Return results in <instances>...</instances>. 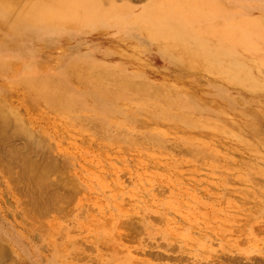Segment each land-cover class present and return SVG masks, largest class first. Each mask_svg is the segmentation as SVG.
Here are the masks:
<instances>
[{
  "label": "rangeland",
  "instance_id": "obj_1",
  "mask_svg": "<svg viewBox=\"0 0 264 264\" xmlns=\"http://www.w3.org/2000/svg\"><path fill=\"white\" fill-rule=\"evenodd\" d=\"M180 3L103 0L124 13L93 27L22 34L0 24L1 264H264V0H195L184 12ZM162 4L173 6L175 33L182 25L198 38L181 30L170 49L138 23ZM207 46L239 75L213 71L199 57ZM92 68L109 76L104 88L117 76L128 83L118 104L72 76ZM32 81L60 82L66 104L40 100Z\"/></svg>",
  "mask_w": 264,
  "mask_h": 264
},
{
  "label": "bare ground",
  "instance_id": "obj_2",
  "mask_svg": "<svg viewBox=\"0 0 264 264\" xmlns=\"http://www.w3.org/2000/svg\"><path fill=\"white\" fill-rule=\"evenodd\" d=\"M23 0H0V24L1 25H5L6 22L10 21V23L13 24V29L14 30H20L22 34L26 33V30L29 28V26H32L34 28H39V27H47L48 30L50 29H53V28H56L58 30H66L65 29V26H69L72 24V26H75V25H81V26H85V27H93L94 24L97 22H108L110 21V19H112V17L114 18H119L120 16H122L121 13H124V9H120V10H116L115 8H111L109 11H106L104 9L101 8L100 4L103 0H35L32 5L30 6V9H27L26 11H23L20 10V5L22 4ZM175 0H169V4H172ZM180 1L182 5L184 4H189L190 7H193L194 6V1L195 0H178ZM184 3V4H183ZM179 8H181V12H184V9H186V7L188 6H178ZM179 8L177 9V11L179 10ZM189 8V7H188ZM145 12L143 14H141L138 18H137V21L138 23L140 24H146V26L151 29L152 33L154 36H157V37H161L163 38L164 40V45L167 47V48H170L173 46V40L172 38H174V35L176 37V35H178V32H180L181 30L185 33V34H182V37L183 39H185V41L192 37V34L189 35L188 33V30L186 28H184L182 25H181V30L176 28L177 29V32L175 33L174 30V26L170 25V20L168 18V16H170L172 14V11H173V6L172 5H166V4H162L160 5L159 7H156V6H153V7H150L149 9H145L144 10ZM191 13L192 10H186L185 13ZM127 14V13H126ZM129 15V14H128ZM186 14L182 13L181 14V21L184 20V18L186 17L185 16ZM124 16V15H123ZM123 19V17H122ZM6 21V22H5ZM199 24V23H198ZM186 25V24H185ZM71 28V27H70ZM74 27H72L71 29H73ZM191 28V27H190ZM77 29V28H76ZM142 29V28H141ZM147 30V29H146ZM18 32V31H17ZM144 33V32H143ZM146 33V32H145ZM144 33V34H145ZM148 34V33H147ZM198 35L199 33L196 32L194 34V36L192 38L194 39H197L198 38ZM230 39V38H229ZM227 39V40H229ZM231 41H233L232 39H230ZM207 41V40H206ZM205 41V42H206ZM154 42V40H153ZM160 42V41H159ZM209 42V41H208ZM211 42V41H210ZM198 43H199V40H198ZM201 43V42H200ZM157 44V43H156ZM215 44V43H214ZM160 45V44H159ZM162 45V44H161ZM183 45V44H182ZM186 45V44H184ZM205 45V44H204ZM189 47V46H188ZM228 47V45H227ZM230 47V46H229ZM190 48L192 49V47L190 46ZM163 50V49H162ZM193 50V49H192ZM181 51V49H180ZM200 54H199V57H202V58H205V57H209L210 56V61L212 62L213 64V67L212 64H209L210 62H208V64L206 63V67H211V69L213 71H215L216 73H219V74H222L223 76H226L227 78L233 80V76H237L239 75V71L238 69H236V67H230V66H226V65H223L220 63L221 61V57L220 56H217L214 55V53H218L216 52H213V48L207 46V47H201V50H200ZM183 52V51H181ZM185 52V51H184ZM183 52V53H184ZM211 52V54H210ZM213 52V53H212ZM170 53V52H169ZM182 53V54H183ZM175 54V53H174ZM187 54V53H186ZM213 54V55H212ZM179 55V54H178ZM220 55V54H219ZM183 56V55H182ZM187 56V55H186ZM175 57V56H174ZM189 58V57H188ZM4 59V58H3ZM193 59V58H192ZM3 62V63H2ZM0 63V74H3L5 69H7L8 67V63H4V61H2ZM75 62V61H74ZM73 62V63H74ZM16 63V62H15ZM80 63V62H79ZM85 63V62H83ZM205 63V62H204ZM203 62H199L200 65H204ZM198 65V63H196ZM7 65V66H6ZM78 65V63L76 64ZM87 65V64H85ZM84 65V66H85ZM89 65V64H88ZM91 65V64H90ZM98 65V64H97ZM204 65V66H205ZM15 66V65H14ZM13 66V67H14ZM72 66V65H71ZM83 66V65H81ZM100 66V65H98ZM202 66V67H204ZM96 68V67H95ZM100 68V67H98ZM97 69V68H96ZM102 69V67H101ZM105 70V69H104ZM102 71V70H101ZM106 71V70H105ZM63 72V71H62ZM71 72V71H70ZM94 72V68L91 69V71H86V73H82L80 70H76L72 73V76L74 77V79L80 83H82L83 85H88L90 88H89V91L92 93L91 95L96 98H98L99 100H101L103 102V104H118L117 102H115L114 100L118 98L120 99V95L123 96L124 94V91H125V88H126V84H128L127 82L124 83V81L121 82V84L119 83L120 81H118L116 78L118 77H115V78H112L111 79V82L114 84V88L113 89H108V88H104L102 86H100V83L102 82V80H104L105 78L109 77V76H92ZM108 72V71H107ZM68 73V71H67ZM215 74V73H214ZM4 75V74H3ZM112 75V74H111ZM119 75V74H118ZM124 75V74H122ZM120 78H121V74L119 75ZM127 76V75H126ZM125 76V78H126ZM49 77V76H48ZM124 78V77H122ZM130 78V76H129ZM51 79V78H50ZM49 79V81H50ZM54 80H56V78H52ZM59 79V78H58ZM57 79V80H58ZM70 79V78H69ZM68 79V80H69ZM134 80V77L132 78ZM132 79H130L131 81H133ZM110 79H108L109 81ZM124 80V79H123ZM53 81V80H52ZM59 81V80H58ZM63 82V80H61ZM75 81V82H76ZM130 81V82H131ZM137 81V80H136ZM61 82V83H62ZM73 82V81H72ZM129 82V81H128ZM135 82V81H134ZM66 83V82H65ZM79 84V83H78ZM29 85L32 87V90L37 94V97L40 99V100H44L46 102H49L53 105H65L66 104V100H65V97H66V94H67V90L64 88V86L62 84L57 83V82H54V83H51V82H47V81H32V82H29ZM73 84L71 83V86ZM68 86V85H67ZM66 87V86H65ZM69 87V86H68ZM132 88V86H130ZM135 87V86H134ZM73 88V87H72ZM86 88V86H85ZM141 88V91L145 92L143 89H142V86H139V87H136V90H140ZM147 88V87H146ZM31 90V91H32ZM131 90V89H130ZM89 91H88V94H89ZM153 91V90H152ZM158 91V90H157ZM155 92V91H153ZM87 93V92H86ZM130 93V92H129ZM128 93V94H129ZM142 93V92H141ZM158 93V92H157ZM161 93V92H160ZM127 94V95H128ZM145 94V93H143ZM159 94V93H158ZM158 94H153V96H150L151 94L147 92V96L148 97H152L153 99H155L158 103H164L165 105L169 106V107H175L176 109L178 108H184V104L180 101V100H176L175 98H172V97H167V96H162L161 94L158 95ZM90 95V96H91ZM146 95V94H145ZM71 96V95H70ZM126 96V94H125ZM138 96V95H137ZM142 96H140L141 98ZM123 98V97H122ZM125 98V97H124ZM128 99V98H127ZM136 99V98H134ZM142 99V98H141ZM150 99V98H149ZM38 100V99H37ZM138 100V99H137ZM136 101V100H135ZM77 103V102H76ZM163 104V105H164ZM25 105V104H24ZM130 105V104H129ZM27 106V105H26ZM104 106V105H103ZM26 108V107H25ZM66 110L69 109L68 108H65ZM74 109V108H73ZM112 109V108H111ZM62 110V109H61ZM116 111V110H115ZM2 112V111H1ZM0 112V114H1ZM103 112V110H102ZM181 112H184V111H181ZM180 112V115L178 116L179 119H182V120H187V116L183 113ZM108 113V112H107ZM111 113H114L113 111ZM4 114V113H3ZM113 115V114H112ZM6 117V116H5ZM2 118V116H1ZM0 118V119H1ZM8 122V121H7ZM6 122V124H8ZM10 123V122H9ZM3 124V123H1ZM2 126V125H1ZM16 124L13 123V127L15 128ZM21 126V125H20ZM4 127V126H2ZM1 127V130L3 129ZM18 126H16L15 129H17ZM13 128V129H14ZM12 129V128H11ZM14 129V130H15ZM19 129L21 130V128L19 127ZM22 131V130H21ZM14 132L12 131V134ZM1 134H2V131H1ZM10 134V133H9ZM11 134V135H12ZM4 135V133H3ZM3 135H1V138L3 137ZM5 136V135H4ZM15 137V136H13ZM10 138V137H8ZM4 139V138H3ZM12 139V138H11ZM5 140V139H4ZM1 141H3L1 139ZM8 141V140H7ZM12 141V140H11ZM14 141V140H13ZM16 141V140H15ZM14 141V142H15ZM23 142V141H22ZM11 144V142H9ZM13 143V142H12ZM2 144V143H1ZM4 144V142H3ZM14 144V143H13ZM22 144V143H21ZM20 144V146H21ZM26 144V143H25ZM6 145V144H5ZM4 146V145H3ZM12 146V144H11ZM23 146H24V142H23ZM22 146V148H23ZM13 147V146H12ZM16 147V146H15ZM14 147V148H15ZM1 148V147H0ZM3 148V147H2ZM8 148V147H7ZM6 148V149H7ZM21 148V149H22ZM13 149V148H12ZM20 149V148H19ZM20 149V150H21ZM16 150V149H15ZM13 150V151H15ZM18 152V151H17ZM16 152V153H17ZM13 153V152H11ZM6 155V154H5ZM12 155V154H11ZM9 156V155H7ZM6 156V157H7ZM27 156V155H26ZM5 157V156H4ZM10 157V156H9ZM13 157V156H12ZM17 158L14 157L13 159ZM19 158V157H18ZM17 158V159H18ZM15 159V160H17ZM19 161L21 159H18ZM14 161V160H12ZM18 161V162H19ZM23 160L21 161V164H22ZM11 163V161H10ZM17 163V162H16ZM24 164V162H23ZM25 165V164H24ZM23 166V165H22ZM28 167V165H26ZM31 166V165H29ZM35 165H32V168H34ZM25 167V166H24ZM23 167V168H24ZM45 167L42 166V168ZM26 168V167H25ZM28 168H31V167H28ZM40 168V166L38 167ZM36 171L38 170L37 167H35ZM34 170V169H32ZM40 170V169H39ZM47 170V169H45ZM24 172V171H22ZM25 172H28V171H25ZM42 172H45L42 170ZM26 174V173H25ZM36 175V177L38 176V179L39 178H43L42 182L46 180V174L44 175L43 173V176L41 173L39 174H34ZM33 175V176H34ZM24 176V175H23ZM30 177H33L32 175H29ZM27 176V177H29ZM24 178V177H23ZM60 178V177H59ZM57 178V179H59ZM26 179V177H25ZM23 179V180H25ZM28 179V178H27ZM33 179V178H32ZM45 179V180H44ZM50 179V178H49ZM30 180V179H29ZM60 180V179H59ZM26 181V180H25ZM34 182H36V180L34 179L33 180ZM40 183H41V180H39ZM37 181V182H39ZM51 181V180H50ZM28 182V181H26ZM43 182V183H44ZM40 184V185H44V184ZM47 183H50V182H47ZM28 184V183H27ZM38 184V183H37ZM36 184V185H37ZM46 185V184H45ZM45 185L43 187H45ZM48 185V184H47ZM58 185V184H57ZM29 187V186H28ZM58 188H62L61 186H57ZM34 188V187H33ZM47 188V186H46ZM26 189V187H25ZM39 189V188H38ZM56 189V188H55ZM41 190V188H40ZM44 190V189H42ZM25 191V190H24ZM38 191V190H37ZM61 191V189H60ZM26 192V191H25ZM59 192V191H57ZM67 192V191H65ZM72 192V191H71ZM71 192H69L71 194ZM27 193V192H26ZM32 193V192H31ZM38 193V192H37ZM46 193V192H45ZM44 194V193H43ZM70 194H65L63 192V195H67V196H70ZM47 195V194H46ZM62 194L58 195L60 197L58 198H61ZM48 196V195H47ZM64 196L62 199H64ZM73 196V195H72ZM75 196V195H74ZM45 197V196H44ZM66 197V196H65ZM71 197V196H70ZM42 198V196H41ZM54 198L56 199V201L58 202L59 199L57 198V195L55 197V194H54ZM31 199V198H30ZM34 199V198H33ZM48 199V198H47ZM50 199V198H49ZM58 199V200H57ZM68 199V197H67ZM74 199V197H73ZM29 200V199H28ZM35 200V199H34ZM40 200V199H39ZM45 200V199H44ZM33 201V200H32ZM50 201V200H49ZM48 201V202H49ZM31 202V201H30ZM48 202H46L45 204H47ZM38 203V202H37ZM44 203V202H43ZM54 203V201H53ZM68 203V202H66ZM45 204H43V206H45ZM52 204V203H51ZM56 204V203H54ZM53 204V205H54ZM40 205V204H39ZM52 205V206H53ZM59 205V202L57 203L56 206ZM56 206L53 207V209L55 208L56 209ZM38 207V206H37ZM61 207V205H60ZM58 207V208H60ZM57 208V209H58ZM45 209V208H44ZM53 209H50L49 210H52ZM36 211V210H35ZM40 211V210H39ZM45 211V210H43ZM42 211V212H43ZM50 211V212H52ZM57 211V210H56ZM49 212V211H48ZM46 214V213H44ZM50 214V213H49ZM48 215V214H47ZM41 216V214H40ZM43 216V215H42ZM39 219V218H38ZM132 220V219H131ZM129 222V221H128ZM132 222V221H131ZM140 228V227H139ZM137 235V234H136ZM186 237V236H185ZM187 238V237H186ZM188 239V238H187ZM237 260V258H235ZM4 260V259H3ZM233 260V259H232ZM249 260V258L247 259ZM240 261V260H239ZM242 261V260H241ZM234 261H230V263L233 264ZM251 262V261H250ZM260 262V261H259ZM242 263V262H241ZM248 262H246L245 264H247ZM264 263V262H263ZM1 264V263H0ZM10 264V263H9ZM223 264V263H222ZM240 264V263H239ZM244 264V263H243ZM259 264V263H258Z\"/></svg>",
  "mask_w": 264,
  "mask_h": 264
}]
</instances>
